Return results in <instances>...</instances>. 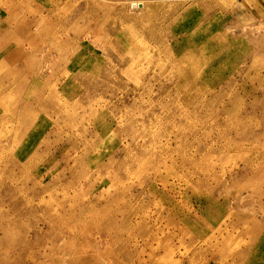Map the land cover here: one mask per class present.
I'll use <instances>...</instances> for the list:
<instances>
[{"label": "rangeland", "instance_id": "rangeland-1", "mask_svg": "<svg viewBox=\"0 0 264 264\" xmlns=\"http://www.w3.org/2000/svg\"><path fill=\"white\" fill-rule=\"evenodd\" d=\"M0 264H264V0H0Z\"/></svg>", "mask_w": 264, "mask_h": 264}, {"label": "bare ground", "instance_id": "bare-ground-1", "mask_svg": "<svg viewBox=\"0 0 264 264\" xmlns=\"http://www.w3.org/2000/svg\"><path fill=\"white\" fill-rule=\"evenodd\" d=\"M133 6H135V7H139V5H140V3H133L132 4ZM5 109V108H4ZM151 189V188H150ZM149 192V191H148ZM151 193V192H150ZM132 212V211H131ZM133 215V214H132ZM114 242V241H113ZM115 242H116V240H115ZM118 242V241H117ZM122 242V241H121ZM119 243V242H118ZM122 244H123V242H122ZM126 248V247H125ZM112 249V248H111ZM64 252H65V250H64Z\"/></svg>", "mask_w": 264, "mask_h": 264}]
</instances>
